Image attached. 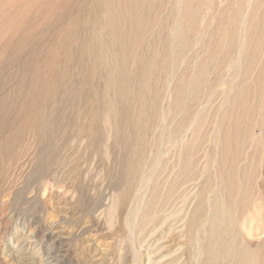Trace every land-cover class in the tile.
<instances>
[{
  "label": "rangeland",
  "instance_id": "rangeland-1",
  "mask_svg": "<svg viewBox=\"0 0 264 264\" xmlns=\"http://www.w3.org/2000/svg\"><path fill=\"white\" fill-rule=\"evenodd\" d=\"M261 118L264 0H0V264H240Z\"/></svg>",
  "mask_w": 264,
  "mask_h": 264
},
{
  "label": "bare ground",
  "instance_id": "bare-ground-1",
  "mask_svg": "<svg viewBox=\"0 0 264 264\" xmlns=\"http://www.w3.org/2000/svg\"><path fill=\"white\" fill-rule=\"evenodd\" d=\"M256 126L261 132V135L259 138L260 139L259 144L261 146V151L264 156V118H261L260 120H258V122L256 123ZM263 183L264 182H262V184ZM231 186L235 187L236 191L241 195H247V193L250 191V188L244 182L243 179L232 180ZM190 190H192L194 194L198 190L197 185L194 184V186H192ZM228 204H229L228 209L229 210L232 209V212H233L234 207H235V201L229 200ZM256 215L260 216L259 223L257 225L255 224ZM94 223H95V226L94 228L91 229V234L95 236L96 235L99 236V234H104L106 231V227L101 222L100 214L99 216H95ZM234 223L235 224L237 223V227L241 231V234L238 232L239 239L243 241L244 244L246 245L244 250L240 252L239 257H238L240 264H264V186L261 189L259 188L256 191L251 192V194L246 197V200L239 205L236 211V218H235ZM196 224L197 222L195 219L191 220V223L188 224V227H189L188 233L190 235L192 233V229L195 228ZM63 230L59 228H55L51 232L47 231L45 234H43L40 237L39 240L36 239L34 241L35 242L38 241L42 243L44 241V238L50 234L52 235V242L62 241L63 245H65L63 248L59 246L58 251L60 255H62V257L65 259L75 260V256L72 254L71 243H70L69 237L68 235L66 236L65 234L66 231H63ZM217 237L220 238V236H217ZM110 241H113V238H111ZM90 244L91 246L95 248L93 259L94 260L104 259L103 257H105V255L109 251L108 246H102L101 242H98L96 244L95 238H94V241L91 240ZM113 262H116V258H114ZM73 264H76V263H73Z\"/></svg>",
  "mask_w": 264,
  "mask_h": 264
}]
</instances>
